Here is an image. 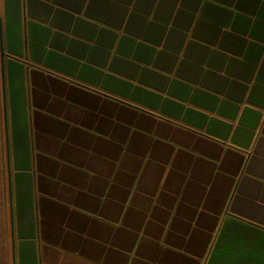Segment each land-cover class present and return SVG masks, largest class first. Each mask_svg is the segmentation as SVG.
Here are the masks:
<instances>
[{"label":"crops","instance_id":"crops-1","mask_svg":"<svg viewBox=\"0 0 264 264\" xmlns=\"http://www.w3.org/2000/svg\"><path fill=\"white\" fill-rule=\"evenodd\" d=\"M0 264H264V0H0Z\"/></svg>","mask_w":264,"mask_h":264},{"label":"water","instance_id":"water-1","mask_svg":"<svg viewBox=\"0 0 264 264\" xmlns=\"http://www.w3.org/2000/svg\"><path fill=\"white\" fill-rule=\"evenodd\" d=\"M0 55L3 58V56H4V50L2 48V44H0Z\"/></svg>","mask_w":264,"mask_h":264}]
</instances>
